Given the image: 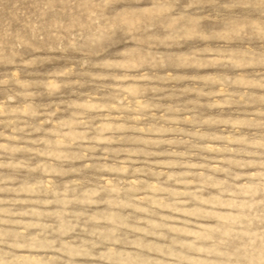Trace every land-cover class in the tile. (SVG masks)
I'll use <instances>...</instances> for the list:
<instances>
[{
    "label": "rangeland",
    "instance_id": "obj_1",
    "mask_svg": "<svg viewBox=\"0 0 264 264\" xmlns=\"http://www.w3.org/2000/svg\"><path fill=\"white\" fill-rule=\"evenodd\" d=\"M0 264H264V0H0Z\"/></svg>",
    "mask_w": 264,
    "mask_h": 264
}]
</instances>
